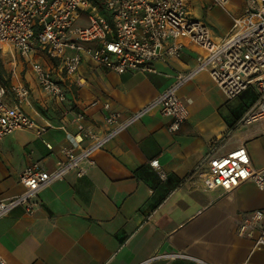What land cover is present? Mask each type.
<instances>
[{
  "label": "crops",
  "instance_id": "crops-1",
  "mask_svg": "<svg viewBox=\"0 0 264 264\" xmlns=\"http://www.w3.org/2000/svg\"><path fill=\"white\" fill-rule=\"evenodd\" d=\"M191 16L204 21L214 39L230 30L243 0H187ZM198 49L188 42L179 57L152 62L155 71L114 70L96 65L83 55L72 74L47 68L65 88L56 102L40 88L27 62L9 77L5 99L16 100L15 89L25 85L28 97L20 105L35 124L0 139V197L22 191L20 171L32 162L52 170L61 148L86 145V128H105L101 106L108 101L123 114L140 108L193 66ZM254 91V90H253ZM189 114L176 131L171 118L157 109L108 140L94 153L95 165L86 174L69 171L37 192V206H16L0 217V255L6 264H264V245L236 232L239 215L264 208V191L246 180L230 191L205 189L203 175L209 154H223L243 144L251 165L264 167L262 122L243 123L253 104L237 111L205 71L178 89ZM245 99V96L242 100ZM96 100L95 104L91 102ZM81 112L83 119L76 121ZM156 159L166 174L160 179L149 161ZM165 252L173 257H155Z\"/></svg>",
  "mask_w": 264,
  "mask_h": 264
},
{
  "label": "built area",
  "instance_id": "built-area-1",
  "mask_svg": "<svg viewBox=\"0 0 264 264\" xmlns=\"http://www.w3.org/2000/svg\"><path fill=\"white\" fill-rule=\"evenodd\" d=\"M213 2L224 4L226 0ZM184 42L199 51L193 66L177 72L170 86L128 113L113 110L108 101H103L105 128L100 132L85 128L83 134L89 142L76 145L77 150L62 147V158L52 170L43 169L38 162L24 166L18 176L22 191L0 197V217L16 206L31 212L37 206L38 190L66 172L86 174L96 163L94 153L98 149L153 109L169 116L168 129L176 131L189 114L188 103L178 89L199 71L207 72L227 99L252 88L256 99L242 122L261 121L264 131V0H243L241 12L232 17L230 30L220 39L213 38L204 21L191 16L187 0H0V50L22 54L30 62L40 88L56 102L64 101L65 88L53 77L52 67L31 60L38 51L56 60L55 69L66 74L77 70L83 55L117 73L153 72L154 60L179 57ZM15 92V102L9 103L5 87L0 86V139L22 128H36L38 134L44 130L20 105L28 97V87L18 86ZM74 119L80 121L83 114L77 112ZM206 162L205 189L230 191L251 180L264 191V167L251 165L243 144L223 154H209ZM149 165L160 179L166 178L156 159ZM236 232L252 238L254 245H264V208L241 213ZM175 255L165 252L151 258ZM0 264H6L1 255Z\"/></svg>",
  "mask_w": 264,
  "mask_h": 264
},
{
  "label": "rangeland",
  "instance_id": "rangeland-1",
  "mask_svg": "<svg viewBox=\"0 0 264 264\" xmlns=\"http://www.w3.org/2000/svg\"><path fill=\"white\" fill-rule=\"evenodd\" d=\"M35 59L41 61L44 59L47 63H50L51 61L55 63L56 61L48 56L46 53L42 51H38L36 53ZM26 58L20 54L17 51L14 50H6V51H1L0 50V62L2 65L3 69V83L0 81V86H8L9 85V77L11 76L12 72L16 71H21L23 69H26L27 67V62L25 61ZM42 62V61H41ZM245 99H243L242 96H236L233 97V101L236 103L237 109L243 104L246 103V101H250V97L254 96L252 93V88H249L245 93H244ZM256 96V95H255ZM256 99V98H255Z\"/></svg>",
  "mask_w": 264,
  "mask_h": 264
},
{
  "label": "trees",
  "instance_id": "trees-1",
  "mask_svg": "<svg viewBox=\"0 0 264 264\" xmlns=\"http://www.w3.org/2000/svg\"><path fill=\"white\" fill-rule=\"evenodd\" d=\"M0 81L3 83V69H2V65H1V62H0ZM249 88H247V89H245L244 91H242L239 95H237V96H242V97H244V93L248 90ZM252 93L254 94V96L252 97H250L249 99H250V101L248 100V102L249 103H251V102H253L254 101V99L256 98V94H255V92L253 91V89H252ZM249 105V104H248ZM247 104H245V103H243L238 109H237V111H241V110H243L242 109V107H246V106H248Z\"/></svg>",
  "mask_w": 264,
  "mask_h": 264
}]
</instances>
